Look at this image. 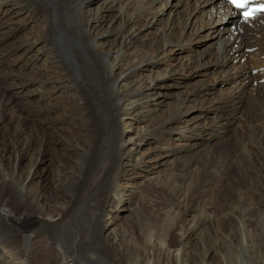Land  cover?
I'll use <instances>...</instances> for the list:
<instances>
[{"label":"bare ground","instance_id":"obj_1","mask_svg":"<svg viewBox=\"0 0 264 264\" xmlns=\"http://www.w3.org/2000/svg\"><path fill=\"white\" fill-rule=\"evenodd\" d=\"M64 7L78 19L57 32ZM188 73L203 80L168 92ZM7 115L0 264H264V14L238 17L227 0H0ZM137 201L147 217L124 218Z\"/></svg>","mask_w":264,"mask_h":264},{"label":"rangeland","instance_id":"obj_2","mask_svg":"<svg viewBox=\"0 0 264 264\" xmlns=\"http://www.w3.org/2000/svg\"><path fill=\"white\" fill-rule=\"evenodd\" d=\"M52 16H53V19H54V23H53L54 26L53 27H54V30L57 31V32L58 31H64V28L66 26H70V25L72 26L73 24L76 23V21L78 19V14L75 12V10H70V9H67L66 7H64L62 9H59V8L58 9H52ZM210 29L211 28H208V30H210ZM51 38H52L51 41L53 43L58 44L57 38H55L56 41H55V39L53 37H51ZM209 41L211 42V38H208L207 37L202 42L198 43L197 49L203 48ZM178 53L183 55V54H185L187 52L185 51V49H182V50L178 51ZM61 56H62L63 59H65V50L63 51V53L61 54ZM178 75H177V77H174V78H176V80L173 81V85L170 86V87H168V88H166L168 90V92L169 91L170 92H172V91L175 92V91H177L179 89H183L184 88V85L193 84L195 82V80L196 81L203 80V77H204V76H201V75H199L197 73H192V74H189L188 73L187 75H184V76L181 75V74H180L181 76H178ZM199 78H201V79H199ZM218 83H219L218 84L219 86H221L223 84V82H221L220 80L218 81ZM216 92H218V90ZM229 107H233V106L232 105H229ZM29 108H31L30 105H29ZM27 110H28V108L25 109V111H27ZM61 111H63V110L61 109L60 112ZM237 115L240 116V117H238V119L243 118L241 112H238ZM35 116H37V115L35 114ZM28 120H29V124L30 125H32V126H39L38 124H36V121L34 120V118L32 119V117H31V119H28ZM237 126L239 127L240 130H244V129L247 128V127L243 126L242 122H237ZM15 127H16L15 122L10 120V116L9 115H7L5 118H0V137H4V134L14 132ZM42 127L43 128H47L46 124L44 126H42ZM52 129H54V128L53 127H49L48 128V131L51 132V135L53 133V130ZM209 136H210L209 134H204L203 139H204L205 142L208 141ZM176 141L177 142H179V141L180 142H184L185 140L184 139H181V138H178V139H176ZM150 144H153V142H149V143L147 142L146 143V145H150ZM47 158L50 160V156H47ZM48 159H46L47 162H49ZM162 167H164V166L161 165L160 168H162ZM38 177H40V174H39V176L37 175L36 178L34 179L35 180L34 181V185L36 184ZM50 178H51V174H50ZM50 181H48V178L47 179L44 178L42 183H44V184L47 183L48 184ZM121 212H122V215H123L124 218H132V219H135V220H141L142 218L147 217L146 216V211L144 209V206H143L142 202H140V201L135 202L131 206V208H129V209L128 208H124ZM212 215L213 214H211V216ZM148 217H150V216H148ZM104 222L107 224L109 222L108 221V218H105ZM139 225H140V227L139 226L138 227L140 229L142 227L144 228L143 223H142V226H141V223Z\"/></svg>","mask_w":264,"mask_h":264},{"label":"snow or ice","instance_id":"obj_3","mask_svg":"<svg viewBox=\"0 0 264 264\" xmlns=\"http://www.w3.org/2000/svg\"><path fill=\"white\" fill-rule=\"evenodd\" d=\"M233 2L234 3H237V6H243V4L242 3H240V0H233ZM246 15H248V14H246Z\"/></svg>","mask_w":264,"mask_h":264}]
</instances>
